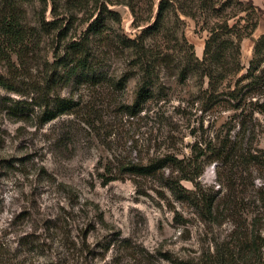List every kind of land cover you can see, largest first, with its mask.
<instances>
[{"label":"rangeland","instance_id":"374dc122","mask_svg":"<svg viewBox=\"0 0 264 264\" xmlns=\"http://www.w3.org/2000/svg\"><path fill=\"white\" fill-rule=\"evenodd\" d=\"M253 1L263 11L242 40L244 69L212 90L207 77L179 76L186 46L162 37L149 41L169 42L177 67L143 86L122 39L155 20L159 0H59L64 25H73L69 37L79 36L99 4L119 12L109 39L92 40L101 77L73 76L49 88L62 41L55 32L27 40V53L0 43L8 83L0 84V264H264V62L258 79H239L264 33V2ZM52 6L24 0L16 9L26 26H37L53 18ZM165 20L202 58L208 30L201 19L172 11ZM247 84L254 95H229ZM143 88L149 96L134 111L128 106ZM59 97L72 98L73 108L45 121L42 104L53 107ZM223 142L231 163L213 159ZM165 155L192 165L106 181L129 163Z\"/></svg>","mask_w":264,"mask_h":264},{"label":"trees","instance_id":"16d2710c","mask_svg":"<svg viewBox=\"0 0 264 264\" xmlns=\"http://www.w3.org/2000/svg\"><path fill=\"white\" fill-rule=\"evenodd\" d=\"M0 3V43L7 44L6 47L18 54L28 52L27 40H41L43 33L55 32L60 37L61 43L54 54L55 66L52 78L47 81L49 88H53L58 83L67 82V79L77 76V80H86L89 76H103L102 72L97 73L101 69L98 64L97 54L92 45V40L95 37H103L109 39L107 29L109 22L121 21L118 11L108 8L105 3L99 4L96 13L92 14L85 20L86 26L80 32L76 30L72 36H68L69 31L73 27L72 22L64 25L66 16L60 17L62 14L58 9L59 0H52L53 6L51 13L53 18L49 20L42 19L37 26H26L20 18V13L16 5L24 0H2ZM264 2V0H263ZM70 5L69 2H66ZM67 6L65 10H69ZM263 11L253 0H159L158 12L155 20L142 28L141 32L136 37H123L126 40L127 48L131 49L132 59L137 69L142 73V84L152 85L151 77L156 72H160L166 66L177 67L172 64L171 53L167 52L166 47H172L168 43L157 44L151 42L157 37H162V40H182L186 46L181 60L182 66L179 67V76L187 77L189 74L208 78L209 90L218 85L227 78L239 74L244 65L241 64L240 56L242 51V40L246 36H251L259 24L258 12ZM176 14H184L195 19H201L203 27L208 30V36L205 39L204 55L200 58L194 49V44L189 42L185 34H173V30L169 28L165 18L170 12ZM66 15V14H65ZM232 20V21H231ZM64 40V41H63ZM36 42V47L39 46ZM264 62V33H262L255 42L253 57L250 60L249 66L246 68V73L239 79L256 80L261 72V66ZM178 65V64H177ZM0 84L8 85L5 76L0 72ZM238 85L240 83L238 82ZM243 85L235 88L230 92V96L238 99L241 97L248 98L249 95H254V87ZM208 89V88H207ZM242 90H244L242 92ZM240 94L242 96H240ZM149 96V91L140 90L135 99V103L129 105L131 109H138L139 104ZM43 119L45 121L54 119L59 114L66 113L73 108L72 98L59 97L53 107H50L49 102L45 104ZM227 144L223 142L220 145V150L215 154L213 159L222 161L223 163H231L232 155L230 156L226 150ZM192 160L185 161L184 158H177L171 155L161 156L147 163L132 162L128 166L123 167V171L113 173L106 177V181L120 177L123 173H133L136 175H154L159 168L166 167L168 164L178 166L183 170H188L191 167ZM186 162V163H185ZM195 168V167H194ZM197 175L202 172L201 168L196 167ZM185 178H189L184 176ZM190 179H193L190 177ZM175 192L181 193L182 187L179 181L171 179L168 182ZM181 187V188H180ZM214 202L207 205L208 213L212 214Z\"/></svg>","mask_w":264,"mask_h":264}]
</instances>
